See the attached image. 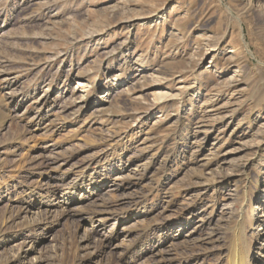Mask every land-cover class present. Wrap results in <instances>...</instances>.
<instances>
[{
  "label": "rangeland",
  "instance_id": "rangeland-1",
  "mask_svg": "<svg viewBox=\"0 0 264 264\" xmlns=\"http://www.w3.org/2000/svg\"><path fill=\"white\" fill-rule=\"evenodd\" d=\"M240 227L264 264V0H0V264H228Z\"/></svg>",
  "mask_w": 264,
  "mask_h": 264
},
{
  "label": "bare ground",
  "instance_id": "bare-ground-1",
  "mask_svg": "<svg viewBox=\"0 0 264 264\" xmlns=\"http://www.w3.org/2000/svg\"><path fill=\"white\" fill-rule=\"evenodd\" d=\"M90 161H92V160H90ZM75 189H77V187H74V190ZM73 193L74 192H70V194H73ZM39 194H41V193H33V195L35 197H37V196L42 197ZM101 206L108 208L107 203H103ZM80 209H82V208H80ZM24 210H27V209L25 208ZM95 214H97V213H95ZM236 234H237L235 236L236 242H234L233 246L231 247V249L228 252V256H227L228 264H252V261H253L252 249H251V247H249V244L247 242V239L245 236V230L242 227H240L237 230Z\"/></svg>",
  "mask_w": 264,
  "mask_h": 264
}]
</instances>
